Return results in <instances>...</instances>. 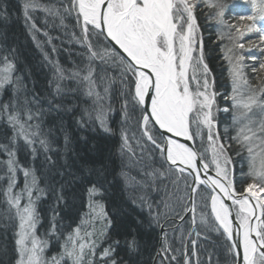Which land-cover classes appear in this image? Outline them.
Segmentation results:
<instances>
[{
	"label": "snow or ice",
	"instance_id": "6c2138e0",
	"mask_svg": "<svg viewBox=\"0 0 264 264\" xmlns=\"http://www.w3.org/2000/svg\"><path fill=\"white\" fill-rule=\"evenodd\" d=\"M201 2L213 9L220 39L227 41L223 59L230 95L218 92L205 62L195 15ZM250 2V14L237 17L243 23H232L226 17L227 0H24V26L51 67L52 91L45 108L18 74L17 50L0 46V92L9 91V99L0 102V119L11 130L8 142L0 145L7 157L0 222L13 228L15 264H49L44 258L49 241L37 234L38 202L52 198L57 207L61 202L67 207L68 188L75 181L87 184L89 211L66 235L57 234L53 222L49 235L63 244L50 264H96L98 249L100 264H117L119 240H110L109 232L113 222L103 203L93 199L104 194L107 169L70 161L72 137L61 124L62 156L52 128L45 130L44 124L48 113L62 112L82 129L98 122L105 133L115 134L107 114L117 81L123 97L119 176L131 190L132 203L147 208L149 226L159 229L148 264H213L210 234L230 258L226 264H264V0ZM36 11L45 14L40 23L32 15ZM0 14L7 17L6 10ZM53 32L82 49L71 68L60 64L54 41L63 44V39ZM246 33H256L257 40L245 43ZM246 61H252V75ZM69 93L86 98L91 109L84 108L77 118L76 108L62 103ZM218 95L230 104L220 108ZM218 111L231 113L235 135L228 127L221 133ZM178 138L199 140L200 146ZM21 140L30 165L17 159ZM234 148L250 157L248 180L239 189L231 167ZM130 168L138 169L139 178L129 175ZM153 192H163L159 203L152 201ZM126 243L130 250L140 248L135 237Z\"/></svg>",
	"mask_w": 264,
	"mask_h": 264
},
{
	"label": "trees",
	"instance_id": "16d2710c",
	"mask_svg": "<svg viewBox=\"0 0 264 264\" xmlns=\"http://www.w3.org/2000/svg\"><path fill=\"white\" fill-rule=\"evenodd\" d=\"M24 0H0V13L5 10L7 17L0 14V46L13 47L17 50V69L18 74L22 75L27 85L28 92L35 94L47 108L45 98L52 91L49 87V81L52 79V70L50 65L46 64L41 56L39 50L35 47L30 39L27 30L24 26V18L22 14V4ZM229 7L226 11V17L232 23H243L238 20V16L246 15L250 12L247 8L249 2L247 0H227ZM43 4L57 3V0H41ZM42 11L38 12L41 16ZM213 9L205 6L203 2L197 5L195 15L199 26V33L203 39L205 62L208 63L211 69V75L215 80V87L219 93L230 92V80L228 77V64L223 59V48L227 43L226 40L220 39V32L217 24L212 16ZM36 17L37 22L40 23V18ZM45 15V14H44ZM71 30V29H70ZM78 31V30H77ZM53 35H61V41L56 40L59 50L58 59L61 65L65 68H71L73 61H79V53L82 51L74 43H70V37L63 36L62 33L53 32ZM256 33H246L244 42L248 40H257ZM256 55H260L258 50L252 49ZM55 58V57H54ZM250 67L252 61H246ZM122 86L117 81L113 85L111 93V106L112 111L107 114L108 126L114 130L115 134L105 133L100 127L98 122H90L87 128H80L75 123V120L69 115L56 112L48 113L46 115L44 124L45 130L49 127L52 128L54 136L56 137L55 147L60 151L63 156L64 143L63 133L60 131L61 124L68 131L72 137L71 143L68 145L67 156L69 160H75L79 165L81 160L87 161L90 167L96 170L106 168L104 173L107 177L104 183L103 196H96L93 199L99 200L103 203L108 217L112 220L113 226L109 229L110 240H119V245L116 246L115 258L117 264H148L149 256L152 253L153 246L156 242V234L159 229L149 226L148 210L141 208L139 205L132 203L131 190L127 188L119 176L121 168V158L119 157V129L123 120L121 106L123 97L121 96ZM9 99V91L5 90L0 92V102H6ZM84 97L78 93H69L64 98L62 103L66 106L71 105L76 108L77 118L84 108L91 109V102L85 104ZM218 106L220 108L230 104V101L217 96ZM105 103H108L107 101ZM231 113H224L218 111L216 120L219 123L221 133L225 127L234 135L232 123L230 121ZM87 118V117H85ZM11 134L10 128L7 124L0 119V145L8 142V137ZM196 147L199 144L195 141ZM55 156V152L53 153ZM247 153L245 149L237 151L235 148L231 152L232 168L234 172V179L237 189L245 186L241 184L242 180L247 181V170L245 160ZM7 157L0 150V187H6L5 166L4 162ZM17 159L21 165H30L31 160L28 150L23 146V141H19L17 148ZM126 159V158H125ZM39 166V161H37ZM130 176L139 178L137 168L126 169ZM93 180L96 176L91 177ZM20 185L23 183L22 174H18ZM250 182V181H248ZM87 184L79 181L73 182L72 186L68 188L69 195L67 196L68 206L65 207L64 203L57 207L52 198L38 202V212L40 214V222L37 225V234L49 241L48 247L44 252L45 260L51 262L53 256H59L62 251L63 240L58 239L57 235H49L53 222L57 225V234H67L72 228L80 223V218L89 211L88 209V196L86 192ZM163 192L151 193V199L155 203H159L163 197ZM6 205L0 202V216H3ZM53 209L59 215L53 217ZM211 239L207 242L209 250L213 251V264H226L225 252L219 243L215 234H210ZM135 237L140 244L138 251L130 250L127 241ZM14 231L13 228L5 226L0 222V264H15L16 254L14 252ZM108 241L103 246H107ZM99 249L97 250L96 264L99 262ZM206 259L205 257H202Z\"/></svg>",
	"mask_w": 264,
	"mask_h": 264
},
{
	"label": "rangeland",
	"instance_id": "374dc122",
	"mask_svg": "<svg viewBox=\"0 0 264 264\" xmlns=\"http://www.w3.org/2000/svg\"><path fill=\"white\" fill-rule=\"evenodd\" d=\"M248 2H249V5L247 6V8L250 10V12H251V2H250V0H247ZM38 12L39 11H36V12H33V13H35L36 14V16H38ZM250 12L249 13H247V14H250ZM246 14V15H247ZM44 16V14H42L41 13V16H38V17H43ZM41 19V18H40ZM230 93H231V84H230V92H229V95H230ZM216 114H217V112H216ZM215 114V115H216ZM230 121H231V123H232V116H230ZM234 135H235V131H234ZM197 142V144H199V146H200V141L199 140H197L196 141ZM246 151V150H245ZM246 153H247V157H246V160H245V164H246V170H247V173H248V171H249V164H250V157H249V153L246 151ZM262 195H264V194H262Z\"/></svg>",
	"mask_w": 264,
	"mask_h": 264
},
{
	"label": "water",
	"instance_id": "95a60500",
	"mask_svg": "<svg viewBox=\"0 0 264 264\" xmlns=\"http://www.w3.org/2000/svg\"><path fill=\"white\" fill-rule=\"evenodd\" d=\"M178 139H180L181 142H185V143L189 144L190 146H195V145H194V142H192V141H183L182 138H178ZM213 174H214V173H213ZM253 202H254V201H253ZM228 203L230 204V201H229Z\"/></svg>",
	"mask_w": 264,
	"mask_h": 264
}]
</instances>
